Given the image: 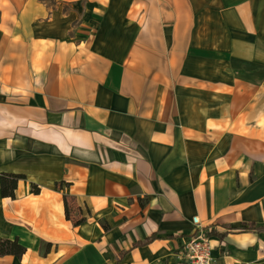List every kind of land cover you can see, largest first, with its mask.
<instances>
[{"label":"crops","instance_id":"crops-1","mask_svg":"<svg viewBox=\"0 0 264 264\" xmlns=\"http://www.w3.org/2000/svg\"><path fill=\"white\" fill-rule=\"evenodd\" d=\"M4 175L0 264H264V0H0Z\"/></svg>","mask_w":264,"mask_h":264},{"label":"trees","instance_id":"trees-1","mask_svg":"<svg viewBox=\"0 0 264 264\" xmlns=\"http://www.w3.org/2000/svg\"><path fill=\"white\" fill-rule=\"evenodd\" d=\"M21 177H22V175H4V176H2L1 182H0L1 195L3 197L14 198L15 197V190L17 189L18 181ZM32 191L34 193H38L40 191V188L37 186H33ZM64 203H65L66 218L68 220H71V215L69 213V206H68V199L67 198H64ZM85 220H86V218L83 216V217H78L77 219H74L72 221H73V225L77 226V225H80L81 223H83ZM104 228L107 229L108 226L104 225ZM247 229L260 232V231H264V226H256L254 223H249L247 225ZM210 234L216 235V236L219 235L221 238L224 237L223 233L220 234L216 231H212ZM158 237L159 236L157 233H153V234L149 235L144 241H139V242L135 243L133 246L139 247V246L149 244V243L153 242L154 240H156ZM26 251H27V248L20 243L18 238L0 240V255H15L18 257H22L26 253ZM124 253L125 252H123L119 256L118 261L123 258Z\"/></svg>","mask_w":264,"mask_h":264},{"label":"built area","instance_id":"built-area-1","mask_svg":"<svg viewBox=\"0 0 264 264\" xmlns=\"http://www.w3.org/2000/svg\"><path fill=\"white\" fill-rule=\"evenodd\" d=\"M194 230L183 247L185 264H217L210 227L193 217Z\"/></svg>","mask_w":264,"mask_h":264},{"label":"rangeland","instance_id":"rangeland-1","mask_svg":"<svg viewBox=\"0 0 264 264\" xmlns=\"http://www.w3.org/2000/svg\"><path fill=\"white\" fill-rule=\"evenodd\" d=\"M47 5L50 7H56L62 5L66 10L70 8L81 9L85 2L89 0H45Z\"/></svg>","mask_w":264,"mask_h":264}]
</instances>
